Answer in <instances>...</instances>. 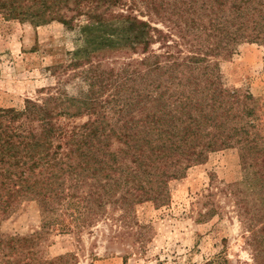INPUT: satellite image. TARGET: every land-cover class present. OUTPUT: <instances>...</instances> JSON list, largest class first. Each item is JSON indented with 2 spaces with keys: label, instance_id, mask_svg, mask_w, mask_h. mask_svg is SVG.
<instances>
[{
  "label": "trees",
  "instance_id": "trees-1",
  "mask_svg": "<svg viewBox=\"0 0 264 264\" xmlns=\"http://www.w3.org/2000/svg\"><path fill=\"white\" fill-rule=\"evenodd\" d=\"M128 1L0 0L8 20H87L85 46L69 66H84L73 77L86 90L70 96L59 89L22 112L0 110V219L29 199L49 224L62 220V232L71 224L86 229L117 209L164 201L168 183L189 167L237 149L246 180L242 193L231 194L239 196L253 264H264V225L254 230L264 221V124L249 95L225 87L218 61L242 43L264 48V0H144L168 23L162 28L134 15ZM129 54L141 58L101 68L105 57ZM33 246V238L0 236L4 264ZM206 264L229 261L220 255Z\"/></svg>",
  "mask_w": 264,
  "mask_h": 264
},
{
  "label": "rangeland",
  "instance_id": "rangeland-1",
  "mask_svg": "<svg viewBox=\"0 0 264 264\" xmlns=\"http://www.w3.org/2000/svg\"><path fill=\"white\" fill-rule=\"evenodd\" d=\"M132 1L134 15L159 28L168 25L147 11L144 0ZM62 12L72 16L71 11ZM86 21L77 17L70 26L36 25L0 15V110L22 112L27 102L40 103L59 89L70 96L86 90L81 77H73L84 66L69 67L73 54L85 46L80 31ZM130 58L141 56H108L101 68L118 69ZM218 61L225 87L249 95L264 124V48L242 43ZM107 96L110 91L102 98ZM85 121L83 117L68 124ZM245 180L238 150L217 151L170 181L164 201L117 209L108 220L89 228L77 231L71 224L72 231L62 232L58 225L62 220L49 224L36 202L21 199L0 219V236L34 239L31 252L10 259L11 264H51L58 258L65 264H206L220 255L229 264H253L246 243L250 234L236 205L239 196L231 194L242 193ZM262 225L264 221L255 223L254 230ZM24 256L33 260L23 263ZM4 260L0 255V264Z\"/></svg>",
  "mask_w": 264,
  "mask_h": 264
}]
</instances>
